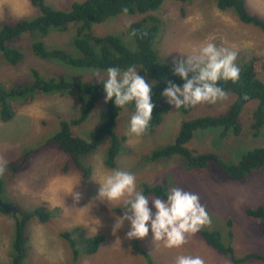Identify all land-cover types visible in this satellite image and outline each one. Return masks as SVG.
Wrapping results in <instances>:
<instances>
[{"label": "rangeland", "instance_id": "1", "mask_svg": "<svg viewBox=\"0 0 264 264\" xmlns=\"http://www.w3.org/2000/svg\"><path fill=\"white\" fill-rule=\"evenodd\" d=\"M83 1L85 0H45V5L56 10L70 11L75 3ZM246 1L248 11L264 20V0ZM217 5L214 0H188L185 3L165 1L162 8L154 13L161 19L157 47L162 63L173 64L181 55L198 53L200 47L207 42L235 51V63L238 67L253 57L264 60V33L254 25L241 23L233 11H222ZM40 14V9L33 7L29 0H0V29L20 20H34ZM143 18L144 16L122 15L108 25L95 26L94 32L100 35L119 32L122 34L131 24ZM75 33L76 29L72 28L66 32L54 31L45 38L34 34L32 38L35 39L34 42H43L50 49L74 53L70 41ZM128 39L124 40L125 43L135 49L134 39ZM30 42L31 38L26 37L9 43V46H14L23 53V61L18 65L8 64L0 52L2 85L10 88L20 84H32L33 69L39 70L46 77L63 75L73 82H98L94 75L96 70L76 69L56 60L37 57L32 46H29ZM169 58L173 61H169ZM136 69L142 70L141 67ZM99 71L101 81L106 77V71ZM145 78L149 85L156 83L147 74ZM258 79L264 82L263 69H259ZM32 95V104L20 108L11 121L0 120V167L4 168L0 174V201L6 205H14L24 212L43 207L54 215L47 223H41L38 219L30 221L32 246L24 264H148L150 257L155 264H174L178 255L200 256L205 264H215L213 260H221V255L198 232L189 235L187 243L180 248L171 249L164 247L163 243L153 244L151 231L146 238L133 239L134 242L131 243L126 238V233L130 230L128 221L114 235L113 226L118 217H123L126 205L123 200H93L99 188L97 181L114 170L133 173L136 176L137 190L143 194L145 187L155 186L180 187L198 194L200 202L208 205L206 209L211 218V224L203 226V229L221 230L231 220L236 234L230 243L237 257L241 258L253 252L264 254V232L261 224L245 213L246 209L264 205V170L257 171L247 181L238 182L225 177L212 163L202 170L191 169L180 155L157 162L149 161L154 150L173 143L184 121L225 113L236 100L234 95L228 94L227 99L218 100L214 104L201 103L189 113H182L181 108L177 110L172 105V110L155 132H145L140 136L127 131L130 117L135 111V102L123 107L115 132L119 138L126 136L128 141L121 148L116 167L109 168L106 165L111 143V139L107 138L87 159L88 165L93 168V175L89 180H84L77 172L74 161L67 154L60 152L55 143L49 142L60 131L62 121H70L81 115L84 106L77 105V94L68 92L64 97L41 93ZM255 103L258 101L250 102L244 107L240 115L243 131L239 136L230 134L228 144L221 142L222 131L215 128L197 130L188 147L201 152H221L226 157L233 158L226 159L235 163L249 150L264 147V129L258 136H254L251 131L252 115L257 107ZM105 107L103 99L95 110L98 114L94 112L85 124L73 128V132L87 138L88 133L97 129L103 118H106ZM222 146L225 149H220ZM29 152L33 154L25 168L13 175L10 166L22 163ZM72 191L82 194L79 202L69 195ZM149 207L155 212L151 200ZM96 219L102 226L98 227ZM77 226L84 228L88 237L102 234L106 240L99 251L90 257L84 255L85 248L80 238L73 237L79 253V259L75 261L72 242L62 239L60 235L63 232H72ZM96 227L97 231L94 230ZM14 235V217L0 212V264H13ZM131 245V251L128 252ZM224 259L223 264L230 262L229 257ZM249 264H264V260L256 258Z\"/></svg>", "mask_w": 264, "mask_h": 264}, {"label": "trees", "instance_id": "2", "mask_svg": "<svg viewBox=\"0 0 264 264\" xmlns=\"http://www.w3.org/2000/svg\"><path fill=\"white\" fill-rule=\"evenodd\" d=\"M165 1L85 0L75 3L70 11H61L46 6L45 0H29L33 7L40 9L41 14L34 20H20L14 25L6 24L0 29V52L8 64L18 65L23 61V53L18 48L9 46V43L30 37L29 46H32L33 53L37 57L56 60L76 69L106 71L108 67H119L121 70H125L130 66L141 67L142 70L137 71L142 75L147 74L149 78L156 82L151 85V99L155 104V108L146 131V133H153L163 124L167 114L172 110V105L167 102V98L161 95L167 87L168 81H172L181 87L184 83L181 77L174 74L172 63H162L160 61L161 55L157 47V36L161 33V19L154 13L162 8ZM176 1L185 3L188 0ZM214 1L218 4L220 10L233 11L241 23L254 25L264 33V20L248 11L246 0ZM125 8L128 10L127 13L123 11ZM150 13L153 14L148 17L144 16L143 19L131 24L122 34L119 32L117 34L100 35L94 32L95 26L108 25L121 15L143 16ZM72 28L76 29V33L70 41L74 53L62 49H50L43 42H34L35 39L32 38L34 34H39L45 38L54 31L66 32ZM133 32L136 35H133ZM144 32L148 33L146 37L142 35ZM128 37L134 39L135 49L125 43L124 40H129ZM239 68L240 78L237 82L234 83L231 80H220L218 82V86L227 94L236 97L229 110L218 116H203L184 121L173 143L154 150L149 156V161L157 162L161 159H171L180 155L191 169L202 170L212 163L225 177L238 182L247 181L257 171L264 170V147L249 150L238 163L226 159L233 160V158L226 157L221 152L218 153L222 156L216 152L203 153L188 147L197 130L215 128L222 131L220 133L221 142L228 144L230 134L239 136L243 131V124L240 123L241 112L247 104L254 101H258V103H255L257 107L252 115L251 131H253L254 136H258L264 129V82L258 79L259 69L264 70V60L260 57H253ZM31 73L34 81L29 85L20 84L8 88L0 83V120L9 122L15 117L20 108L32 104L33 93L63 97L68 92L76 93L78 97L77 105L84 106L81 115L70 121H62L60 131L50 138L49 142L55 143L60 152L67 154L74 161L83 179L89 180L92 166L88 165L87 159L107 138H110L111 143L106 165L109 168H115L121 148L128 141L126 136L119 138L115 132L122 117L123 108L116 107L113 101H109L105 107L106 118H103L97 129L88 133L87 138L84 139L73 132V128L85 124L94 115L93 113L98 104L105 99L106 94L102 85L104 78L100 82L87 83L73 82L63 75L46 77L37 69H33ZM198 105L187 108L182 107V113H189ZM215 135L216 133L213 134V136ZM220 149H225V147L222 146ZM31 154L33 152L27 153L22 163L10 166L13 175L25 168ZM169 189L170 187L166 186L145 187L144 195L166 199ZM204 206L207 208L208 205ZM0 212L11 215L15 219L12 261L13 264H24L32 246L30 234L32 225L30 221L38 219L41 223H47L54 216L53 212L39 207L34 211L25 212L20 209V215H16L5 212L1 206ZM246 214L250 219L259 221L261 228L264 230L263 204L256 208L246 209ZM198 233L210 247L224 256H229L238 264L247 263L255 258L264 259V256L255 254V252L248 253L241 258L237 257L230 243L236 234L234 223L231 220H228L226 226H223L221 230L213 228L209 231L201 228ZM60 236L62 239L72 242L73 259L75 261H78L79 253L73 237L80 238L85 248L84 254L87 255H94L98 252L106 240V237L102 234L88 237L85 229L81 226H77L72 232H63ZM129 241L134 242V240ZM131 247L132 245L128 247V252L131 251ZM145 255L148 257L147 254ZM148 264H155L151 257Z\"/></svg>", "mask_w": 264, "mask_h": 264}, {"label": "clouds", "instance_id": "3", "mask_svg": "<svg viewBox=\"0 0 264 264\" xmlns=\"http://www.w3.org/2000/svg\"><path fill=\"white\" fill-rule=\"evenodd\" d=\"M123 11L127 13L128 10L125 8ZM132 34L136 35L135 32ZM142 35L146 37L148 33L144 32ZM236 59L235 51L217 47L211 42L202 45L198 53L181 55L175 61L171 59L174 64V74L181 77L184 83L181 87L168 81L161 95L167 98V102L177 110L182 107H194L201 103L214 104L218 100H225L228 94L218 86V82L231 80L235 83L239 80L240 68L235 63ZM94 75L100 82V71L96 70ZM102 85L106 94L105 103L113 101L116 107L123 108L135 102V111L130 117L127 131L135 136L143 135L150 125L155 108L151 99L152 86L147 83L145 75L140 74L135 66L125 70L119 67H108ZM3 171L4 168L0 167V174ZM77 172L79 173L78 169ZM92 175L93 168L91 178ZM97 183L99 188L93 200L108 202L123 200L126 205L123 217H118L113 226L114 235L123 227L124 222L128 221L130 222V230L126 233L128 240L144 239L151 231L153 244L163 243V246L169 249L180 248L187 243L189 235L211 224L209 213L200 202L199 195L183 188L170 187L166 199L149 197L137 190L136 176L125 170H114L105 174ZM69 195H72L76 202L82 198L80 192L72 191ZM150 200L155 212L149 207ZM17 214L20 215V209ZM96 220L98 227L102 226L101 222ZM98 227L94 230L97 231ZM262 231L264 232L263 229ZM220 255V261L213 260L215 264H223L224 257H229ZM251 261L244 264H249ZM174 264H205V261L200 256L178 255ZM225 264L238 263L230 258V262Z\"/></svg>", "mask_w": 264, "mask_h": 264}, {"label": "water", "instance_id": "4", "mask_svg": "<svg viewBox=\"0 0 264 264\" xmlns=\"http://www.w3.org/2000/svg\"><path fill=\"white\" fill-rule=\"evenodd\" d=\"M0 206L4 209L5 212L7 213H14V214H17L19 213V208L14 206V205H6V204H3L1 201H0Z\"/></svg>", "mask_w": 264, "mask_h": 264}, {"label": "crops", "instance_id": "5", "mask_svg": "<svg viewBox=\"0 0 264 264\" xmlns=\"http://www.w3.org/2000/svg\"><path fill=\"white\" fill-rule=\"evenodd\" d=\"M261 255H263V256H264V254H261Z\"/></svg>", "mask_w": 264, "mask_h": 264}]
</instances>
